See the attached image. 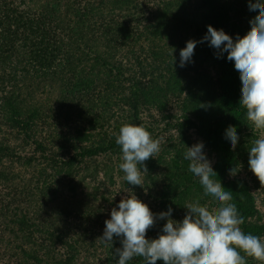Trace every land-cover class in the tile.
I'll return each instance as SVG.
<instances>
[{"label": "trees", "instance_id": "1", "mask_svg": "<svg viewBox=\"0 0 264 264\" xmlns=\"http://www.w3.org/2000/svg\"><path fill=\"white\" fill-rule=\"evenodd\" d=\"M164 1L162 8L147 11L150 0H0V241L5 246L0 264H117L119 238L111 244L100 237L110 218L109 206H116L127 190L154 213L171 206V218L177 221L188 211L186 203L196 198L205 202L203 187L183 159L181 134L178 143L162 144V152L144 162L148 171L141 173L143 187L125 181L119 168L122 153L115 141L121 126L132 122L153 130L141 115L166 112L174 97H183V108L196 112L199 121L185 114L184 121H167L162 129L199 128L216 157L213 178L231 191V202L244 218L241 229L264 239L251 183L229 172L243 156L224 139L229 127L240 139L253 128L239 104L240 78L227 53L218 58L217 50L204 42L199 46L217 63L218 91L215 99L201 91L210 77L202 66L209 56L194 50V62L179 67V52L188 38L169 40L175 27L170 2ZM201 3L208 25L223 28L235 39L233 4ZM126 16L132 22L137 17L139 24L122 20ZM194 33L198 40L203 37L199 27ZM131 45H140L145 55L137 58L135 73L125 62L127 52H134L128 50ZM46 93H52L62 110L65 133L40 98ZM12 140L18 145L11 147L7 142ZM21 140L25 148L32 147L30 155L19 153ZM25 167L31 175L16 170ZM164 223L157 219L146 237H157ZM241 255L246 264H264L243 251ZM129 264H143V258Z\"/></svg>", "mask_w": 264, "mask_h": 264}, {"label": "clouds", "instance_id": "2", "mask_svg": "<svg viewBox=\"0 0 264 264\" xmlns=\"http://www.w3.org/2000/svg\"><path fill=\"white\" fill-rule=\"evenodd\" d=\"M248 8L254 20L246 35L233 39L223 28L209 24L203 37L189 39L180 49L179 67L194 62L198 43L207 42L217 50L218 58L227 53V59L234 64L240 78L239 104L246 109L247 119L261 129L264 128V0H248ZM224 139L234 150L240 135L234 127H229ZM115 142L122 153L119 168L125 174V181L143 187L141 173L148 171L144 162L160 151L159 140L154 139L143 124L130 122L121 126ZM183 159L189 162L188 171L198 178L205 194L221 206L212 212L198 201L186 203L184 207L188 211L177 221L171 218V206L166 211L154 213L147 202L133 191L128 192L112 208L100 237L111 244L114 237L119 238L122 246L114 252L117 264H129L135 257L143 258V264H156L157 260L164 264H246L241 251L264 261V239L241 229L244 218L231 202V191H226L224 185L213 178L216 171L204 142L187 146ZM248 166L260 181L264 180V137L253 141ZM239 169L234 166L229 172L235 175ZM157 219L166 220V223L157 237L149 239L146 232Z\"/></svg>", "mask_w": 264, "mask_h": 264}, {"label": "rangeland", "instance_id": "3", "mask_svg": "<svg viewBox=\"0 0 264 264\" xmlns=\"http://www.w3.org/2000/svg\"><path fill=\"white\" fill-rule=\"evenodd\" d=\"M223 1L232 3L233 7H234L231 10V19L234 22V24L237 26V28L235 27V28L231 29L234 38H236L237 36L243 37L249 31L250 22H252L254 20V16L252 15V13L249 11V8H248V0H223ZM164 2H166V1H164V0H150V2L147 5L150 7L145 8V9L148 11V9L162 8L165 5ZM169 2H170L169 9H170V12L172 13L171 14L172 15L171 22H172L173 26L175 27V33L171 37H169V40L174 37L175 42H176L181 36H184V35L187 36L188 40L189 39L198 40L199 37L195 36V33H194L197 27H199L201 29V32H202L201 35L204 36V34L206 33L204 29L208 25V20H207V10H205L202 7L201 0H169ZM132 8H133V10H135L134 9L135 7H132ZM123 12H125V11H123ZM124 19H126L129 22H132L129 16L122 18V20H124ZM132 23L134 24L135 27L139 24L137 17H136V19H134V21ZM141 26H142V24H141ZM180 34H182V35H180ZM143 41L144 40H142V41L140 40L139 44L141 45L143 43ZM146 44H147V42H146ZM199 44H201V43L197 44L198 47H196L195 50H198V52H200L201 55L204 57L209 56L207 53L206 47L199 46ZM140 45H136V46L131 45L130 46V48L128 50L133 48L134 52L125 51V52H127V55H128V60L125 62H127L128 68H130V65H131L134 73H135V71H139V67H140V65L137 63V58H139V59L145 58L144 53L141 52L142 50H141ZM138 53H140L139 54L140 56H138ZM212 56H209L208 61H206L202 65L204 71L206 73H210V77H209V80L206 82V86L202 87L201 91L207 92L210 95V98L215 99L214 94H216L218 91V87L216 85V81H217L216 66H217V63L214 60L215 57L212 58ZM128 70H130V69H128ZM129 74H130V71L127 72V75H129ZM184 95H185V93H184ZM52 96H53L52 93H46V94L40 96V98L42 99V101L46 105V107L49 109V112L56 115V116H54L55 119L53 118V120L56 122H59V124L56 123V126H58L62 130L60 133H65L66 130H64V129H67L66 124L62 122L63 117L59 113L62 110L56 108L57 105H55L54 99ZM182 100H183V97L172 98V100L170 101V104H168V110L166 112H164V111H153V112H151L152 114H154L153 116H151L149 112H143V114L141 115L142 119L145 120V122H147L150 126H152L154 128L153 130H150L149 132L151 134H153L152 136L156 135L157 137L156 136L155 137L160 142V151L158 152V154L161 153L163 150L162 144L163 145L164 144L169 145L172 142H174L175 139H177L176 143H178L179 142L178 134H181L183 139H184V146L185 147L191 146L192 144L202 140L205 144V151H206L207 155L211 158L212 166H213V164L216 161L215 154L210 149V147L206 144L204 137L202 135H200L199 128L183 127V128H181V130L178 131L172 127L170 129V132H167L166 130L164 131V129H162V128H165L167 121H170L172 123L178 122V124L180 122L184 121L183 116H185V114H187L193 120H196L197 122L199 121L198 118H196V116H197V115H195L196 112L194 113V111H192V113H188V111H185V109L183 108L182 103H181ZM53 105H54V107H53ZM53 108H56V109H53ZM197 113L199 114L200 112H197ZM169 114H171V115H169ZM166 116H170V117H166ZM50 122L53 123L52 120ZM178 124H176V126H178ZM56 126L53 123L52 127L56 128ZM252 127L253 128L249 127L247 130H245L243 132L244 136L241 139H239V144L236 146L238 153L240 155H242L243 157H242V159H240L238 166L236 167L237 169L240 168L239 171L235 175H232V177L238 176L241 178H245L251 183L252 191L257 198V207L259 208V211H260L261 216H262L260 222L264 223V180L260 181V179L250 170V168L248 166L249 149L253 144V139L264 137V130L262 128L257 129L253 123H252ZM171 134H173L174 139L172 138L171 140H169ZM250 134H253V136H255V137H248V136H250ZM46 142H50V140H47ZM7 143L11 147L18 145V143L14 140H12L11 142H7ZM24 144H26L25 141H23V140L19 141V148H20L19 153L28 156L32 152V147L30 148L29 146H27L25 148ZM17 168H22L21 164H18ZM17 168H16V170L18 173L27 172L26 170H28V173L32 172L29 169H26V167L24 169L25 171H21ZM120 186H121L120 183L116 185L118 190H120V188H121ZM114 187L115 186L110 187V188H114ZM200 190L203 191L202 198H205L204 199L205 202H201L198 198H196V200L199 202V204L202 206H206L212 212L217 211L221 205L219 203L215 202L213 200V198H211L209 195H206L203 188ZM128 192L129 191L127 190L126 193L128 194ZM113 207H115V205L109 206L110 212L112 210L111 208H113ZM2 245H3V243H2V241H0V250H1V252H4L5 246L4 245L2 246Z\"/></svg>", "mask_w": 264, "mask_h": 264}]
</instances>
